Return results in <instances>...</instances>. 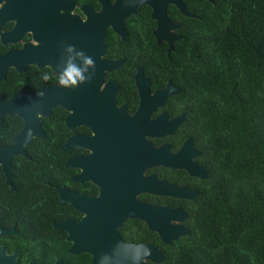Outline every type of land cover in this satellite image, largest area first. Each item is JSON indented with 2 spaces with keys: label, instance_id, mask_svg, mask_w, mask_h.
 <instances>
[{
  "label": "flooded vegetation",
  "instance_id": "flooded-vegetation-1",
  "mask_svg": "<svg viewBox=\"0 0 264 264\" xmlns=\"http://www.w3.org/2000/svg\"><path fill=\"white\" fill-rule=\"evenodd\" d=\"M211 1L0 0V99L58 85L41 74L63 70L68 45L96 64L91 82L62 88L63 105L40 117L41 135L22 132L19 116L0 122V147L22 132L16 153H0V246L16 253V264H100L119 239L156 246L161 263L132 254L164 264L167 244L149 225L185 226L211 172L180 88L150 73V61L169 55L184 20ZM168 83L177 91L167 95ZM177 187L196 192L183 198Z\"/></svg>",
  "mask_w": 264,
  "mask_h": 264
},
{
  "label": "trees",
  "instance_id": "trees-1",
  "mask_svg": "<svg viewBox=\"0 0 264 264\" xmlns=\"http://www.w3.org/2000/svg\"><path fill=\"white\" fill-rule=\"evenodd\" d=\"M196 13L150 61L180 88L211 172L164 264H264V0H212Z\"/></svg>",
  "mask_w": 264,
  "mask_h": 264
},
{
  "label": "water",
  "instance_id": "water-1",
  "mask_svg": "<svg viewBox=\"0 0 264 264\" xmlns=\"http://www.w3.org/2000/svg\"><path fill=\"white\" fill-rule=\"evenodd\" d=\"M181 10L184 14L187 12L181 7ZM163 19V20H162ZM162 22H166L165 16L162 18ZM172 41L168 42L167 53L172 50ZM177 89L172 88V85L168 83L166 87V94H171L176 92ZM63 89L58 85L44 87L40 89L37 93L32 94H25V93H18L12 95L7 100L0 99V122L3 120L5 115H17L24 121V130L34 129L38 131V135L40 133V117L47 116L50 110L57 106L63 105ZM185 115L181 116V119L177 118V125L184 120ZM14 137V142L9 147H0V153L7 151L9 153H16L17 143L21 138V133ZM35 134V132L33 133ZM28 140V139H26ZM187 141L182 145V148L179 152H183L187 149L186 147ZM1 161V159H0ZM182 167L186 168L190 174L198 175L200 177H204L205 173H201V168L196 166L194 167L193 164L183 163ZM176 194L180 195L183 198L192 197L193 193L196 191H191L186 187H177ZM173 194V192H172ZM179 211V210H178ZM173 212L167 210L166 217H172ZM185 216V213L182 212V217ZM150 228L156 230L161 237L162 241L167 245L171 244V242L178 240L181 236L187 234L188 230L185 226L179 224H172L170 222H162L160 224H153L149 225ZM1 231V229H0ZM118 246L113 249L112 252L103 253L100 255L102 258L100 264H136V258L132 251H143L145 249L150 250V255L148 257L151 261L156 263L163 262L162 253L159 252L158 248L153 245L144 244V245H132L126 244L122 240L117 241ZM135 260V262H134ZM0 264H16V253L13 252L12 254H7L4 247L0 246Z\"/></svg>",
  "mask_w": 264,
  "mask_h": 264
},
{
  "label": "clouds",
  "instance_id": "clouds-1",
  "mask_svg": "<svg viewBox=\"0 0 264 264\" xmlns=\"http://www.w3.org/2000/svg\"><path fill=\"white\" fill-rule=\"evenodd\" d=\"M64 53L66 58L64 59L63 70L58 73L55 70L45 71L41 74V79L48 82L55 75L58 86L68 90H73L82 84L91 82L96 71L95 60L83 51L76 50L74 45L66 46ZM57 67H61V65L58 64ZM148 255H150V250L145 249L144 256ZM142 259L143 257H137L136 264H140Z\"/></svg>",
  "mask_w": 264,
  "mask_h": 264
}]
</instances>
